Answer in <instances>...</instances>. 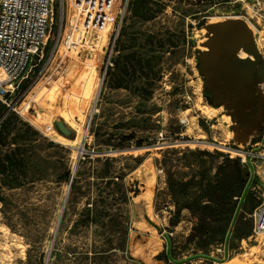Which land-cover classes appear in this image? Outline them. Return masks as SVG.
Returning <instances> with one entry per match:
<instances>
[{
	"label": "rangeland",
	"instance_id": "obj_1",
	"mask_svg": "<svg viewBox=\"0 0 264 264\" xmlns=\"http://www.w3.org/2000/svg\"><path fill=\"white\" fill-rule=\"evenodd\" d=\"M120 2L99 31H86L74 0H55L46 50L57 48L55 57L22 84L17 109L25 117L14 112L26 175L21 186L0 185V264H264V235H234L248 194L264 195L256 158L264 150V0H129L113 44ZM238 18L255 54L238 51L248 81L230 91L215 59L204 60L215 27ZM58 118L72 139L56 130ZM241 148L255 157L225 241L197 250L187 241L196 221L188 209L169 225L177 208L166 170L188 179L185 162L198 157L184 159V150H205L202 170L213 178L221 153L235 157ZM253 248L259 252L246 256Z\"/></svg>",
	"mask_w": 264,
	"mask_h": 264
},
{
	"label": "trees",
	"instance_id": "obj_2",
	"mask_svg": "<svg viewBox=\"0 0 264 264\" xmlns=\"http://www.w3.org/2000/svg\"><path fill=\"white\" fill-rule=\"evenodd\" d=\"M15 113L0 102V185L8 188L21 186L22 178L26 175L24 143H18L15 138L24 133H20L22 129L17 125ZM12 131L15 134L9 139ZM189 155L198 158L185 162L191 171L188 179H179L171 168L166 170L168 191L173 205L177 208L169 220V225L176 227L180 223L181 209H188L196 221L187 241L193 242L197 250L204 252L222 245L225 241L236 211L237 200L244 192L251 175L239 157L221 153L223 161L217 166L214 177L210 178L206 175L207 170H202L205 157L210 153L205 150L185 149L182 157L187 159ZM66 177L73 186L74 180L70 171L66 173ZM190 191L193 192L192 200L180 205L177 195H188ZM248 198V209L240 215L239 224L235 228L234 235L237 239L252 235V214L261 203V199L252 192L248 194ZM162 254H158L157 258Z\"/></svg>",
	"mask_w": 264,
	"mask_h": 264
},
{
	"label": "built area",
	"instance_id": "obj_3",
	"mask_svg": "<svg viewBox=\"0 0 264 264\" xmlns=\"http://www.w3.org/2000/svg\"><path fill=\"white\" fill-rule=\"evenodd\" d=\"M122 1L119 5V13L112 22L113 28L117 24L118 30L123 10L129 3V0H124V8L121 9ZM113 3L114 0H74L75 10L79 21L83 23L84 30L99 31L105 24L108 13L112 11ZM54 15L55 0H0V102L21 117L25 116L17 109V99L19 100L22 84L33 78L37 68H39L37 77L45 73L55 57L57 48L49 53L46 52L53 30ZM116 29L115 27L113 44L118 35ZM63 34L62 37L61 32L59 33L57 41L59 42L62 37L70 43L72 34H67L66 30ZM113 48L112 45L111 56ZM108 61L109 65H112L110 57ZM24 111L27 113L29 109ZM258 144L260 142L254 143V145ZM262 146L264 148V140ZM239 151L242 154H234L241 158V163L249 169L248 166L255 157L253 151L244 148ZM258 156L256 158L264 163V150ZM252 217L253 235H264V195Z\"/></svg>",
	"mask_w": 264,
	"mask_h": 264
},
{
	"label": "water",
	"instance_id": "obj_4",
	"mask_svg": "<svg viewBox=\"0 0 264 264\" xmlns=\"http://www.w3.org/2000/svg\"><path fill=\"white\" fill-rule=\"evenodd\" d=\"M207 44L211 52L205 53L204 62L208 66L212 63L213 58L215 59L214 70H219L218 75L222 77L227 90L235 91L238 88L245 87L244 84L247 83L248 79H243L240 76L241 64L245 61L239 58L237 53L239 50L244 49L255 54L253 37L247 22L242 18H238L229 19L224 24L217 25ZM249 72V70L243 71L246 76ZM54 126L61 135L67 138L72 139L75 136L74 132L69 129L61 118L55 120Z\"/></svg>",
	"mask_w": 264,
	"mask_h": 264
},
{
	"label": "bare ground",
	"instance_id": "obj_5",
	"mask_svg": "<svg viewBox=\"0 0 264 264\" xmlns=\"http://www.w3.org/2000/svg\"><path fill=\"white\" fill-rule=\"evenodd\" d=\"M205 111L206 112H209L210 110H209V108H206L205 109ZM65 203V202H64ZM64 206V205H63ZM259 252V248H253L252 250H251V252L249 253V255H246V256H251V255H253L254 253H258ZM226 264H250V263H243V262H237V261H235L234 259H232L231 261H229L228 263H226Z\"/></svg>",
	"mask_w": 264,
	"mask_h": 264
}]
</instances>
